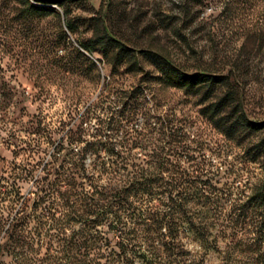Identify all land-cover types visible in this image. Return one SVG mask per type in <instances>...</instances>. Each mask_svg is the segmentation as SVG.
I'll use <instances>...</instances> for the list:
<instances>
[{
	"label": "trees",
	"instance_id": "obj_1",
	"mask_svg": "<svg viewBox=\"0 0 264 264\" xmlns=\"http://www.w3.org/2000/svg\"><path fill=\"white\" fill-rule=\"evenodd\" d=\"M13 1L30 16L50 13L37 3L60 6L68 30H76L67 19L71 3L80 0ZM91 21L92 33L78 41L79 47L61 27L59 41L71 48L70 60L76 53L96 66L84 52L93 56L101 51L98 61L111 63L112 72L123 65L125 72L146 71L147 62L165 85L187 93L203 91L202 101L210 103L200 108L201 114L228 139L264 127L240 109L230 74L189 72L163 50L131 46L111 30L102 7ZM138 89L124 103L127 116L99 121L95 140L79 136L85 143L77 151L60 140L52 152L45 150L35 162L16 168V178L32 183L34 197L22 194L16 179L0 192V264H205L212 251L228 258L259 252L264 264V178L241 198L232 183L218 179L225 163L217 161L223 148L208 155L203 142L176 124H149L148 167L130 164L138 132L143 134L137 126L138 105L130 104ZM92 108L90 104L83 112L85 119ZM221 241H226L223 247ZM191 243L199 246L195 252Z\"/></svg>",
	"mask_w": 264,
	"mask_h": 264
},
{
	"label": "rangeland",
	"instance_id": "obj_2",
	"mask_svg": "<svg viewBox=\"0 0 264 264\" xmlns=\"http://www.w3.org/2000/svg\"><path fill=\"white\" fill-rule=\"evenodd\" d=\"M36 6L50 13L30 16L15 1L0 0V192L16 179L22 194L34 197L29 192L32 183L23 176L16 178V168L25 167L45 150L52 152L60 140L68 148L72 143L76 151L85 143L78 141L79 136L95 140L99 121L127 116L124 103L137 86L138 96L130 104L138 105L137 126L143 134L138 132L130 164L148 167L151 136L145 132L149 124H176L191 139L203 142L208 155L223 148L217 161L225 163L218 179L232 183L241 198L261 182L264 127L228 139L201 114L200 108L210 103V99L202 101L203 91L187 93L165 85L147 62L149 75L143 70L125 72V65L112 72L111 63L98 61L101 51L93 56L84 52L96 66L76 53L70 60L71 48L59 40L62 27L79 47L78 41L91 35V18L102 7L111 30L131 46L163 50L189 72L206 69L230 74L240 109L250 120L264 122V0H80L71 3L67 19L75 25L73 33L62 7ZM90 104L93 108L85 119L83 112ZM260 141L263 144L255 147ZM225 242L221 241L222 247ZM198 248L189 245L193 252ZM258 254L233 253L228 258L212 251L205 264H260ZM3 259L10 260L7 255Z\"/></svg>",
	"mask_w": 264,
	"mask_h": 264
}]
</instances>
